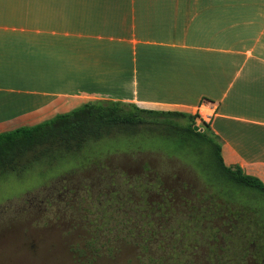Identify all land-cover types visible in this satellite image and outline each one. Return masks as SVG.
<instances>
[{"label":"crops","instance_id":"1","mask_svg":"<svg viewBox=\"0 0 264 264\" xmlns=\"http://www.w3.org/2000/svg\"><path fill=\"white\" fill-rule=\"evenodd\" d=\"M92 99L198 113L264 182V0H0V133Z\"/></svg>","mask_w":264,"mask_h":264},{"label":"trees","instance_id":"2","mask_svg":"<svg viewBox=\"0 0 264 264\" xmlns=\"http://www.w3.org/2000/svg\"><path fill=\"white\" fill-rule=\"evenodd\" d=\"M126 138L134 147L115 152L128 151L138 161L151 154L158 163L142 161L133 174L122 166L103 167L114 184L136 186L135 197L127 190L120 195L127 203L133 196L135 209L103 216L108 234L79 233L81 242L75 239L70 255L76 264H246L251 254L264 262V182L238 165H226L221 143L198 113L87 101L40 123L1 132L0 183L45 162L52 166L82 157L92 144ZM95 157L88 153L86 163ZM181 162L195 169L203 187L181 177L176 171ZM190 237L196 242L183 250Z\"/></svg>","mask_w":264,"mask_h":264},{"label":"rangeland","instance_id":"3","mask_svg":"<svg viewBox=\"0 0 264 264\" xmlns=\"http://www.w3.org/2000/svg\"><path fill=\"white\" fill-rule=\"evenodd\" d=\"M198 125L206 130L200 122ZM131 142L126 138L92 144L82 157L55 162L52 166L45 162L32 172L0 183V264H76L70 255L75 239L81 242L79 233L90 230L103 236L106 228L103 216L135 209L132 193L136 186L130 189L125 183L114 184L103 167L122 166L133 174L140 170L142 161L158 163L159 158L151 154L138 161L128 151L115 152L134 147ZM88 153L100 156L95 157L100 163L95 160L86 163ZM176 169L192 185L203 184L191 166L181 162ZM126 190L133 195L128 197L130 203L120 200ZM186 195L191 197L193 191ZM261 213L264 215V211ZM194 241V237L188 238L183 250ZM97 245L100 246V239Z\"/></svg>","mask_w":264,"mask_h":264},{"label":"flooded vegetation","instance_id":"4","mask_svg":"<svg viewBox=\"0 0 264 264\" xmlns=\"http://www.w3.org/2000/svg\"><path fill=\"white\" fill-rule=\"evenodd\" d=\"M220 224H223V221H221ZM246 264H258V263L256 262V260L254 259V257L251 254L250 256L247 257ZM259 264H261V263H259ZM262 264H264V262Z\"/></svg>","mask_w":264,"mask_h":264},{"label":"water","instance_id":"5","mask_svg":"<svg viewBox=\"0 0 264 264\" xmlns=\"http://www.w3.org/2000/svg\"><path fill=\"white\" fill-rule=\"evenodd\" d=\"M195 130H197V131H198V130H200V129H199V127H198V126H196V127H195Z\"/></svg>","mask_w":264,"mask_h":264}]
</instances>
